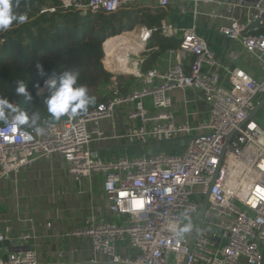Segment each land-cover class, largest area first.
<instances>
[{"label":"built area","instance_id":"obj_1","mask_svg":"<svg viewBox=\"0 0 264 264\" xmlns=\"http://www.w3.org/2000/svg\"><path fill=\"white\" fill-rule=\"evenodd\" d=\"M43 1L39 14L84 17L135 6L162 11L180 6L185 14L190 6L195 24L178 29L163 19L158 26L137 25L128 31L142 44L137 54L129 55L135 70L128 76L134 84L121 86L102 60L112 75L104 87L107 99L85 114L58 122L42 118L38 126L43 134L24 127L32 136L27 141L20 130L0 124V182L52 156L62 159L77 182L101 177L111 219L86 215L66 235L89 243L90 261L78 264H264V130L256 114L250 117L260 104L264 107V0ZM199 17L241 48L256 76L216 60L197 31ZM155 34L177 39L179 47L164 52V71L156 64L143 72L147 55L158 49H147ZM175 90L183 93L182 115L173 110ZM200 104L207 106V117L195 124L190 114H197ZM181 141L183 150L177 155L105 160L93 149L94 144L121 149ZM204 201L206 211L199 220ZM14 212L19 223H33ZM0 223L6 226L7 220ZM189 225L188 232L177 235ZM32 231L31 226L15 238L9 227L0 232V243L15 248L0 256V264H40L35 251L25 246Z\"/></svg>","mask_w":264,"mask_h":264},{"label":"trees","instance_id":"obj_2","mask_svg":"<svg viewBox=\"0 0 264 264\" xmlns=\"http://www.w3.org/2000/svg\"><path fill=\"white\" fill-rule=\"evenodd\" d=\"M52 2L55 5L58 3L57 0ZM12 4L17 15L26 14L28 19L22 24L14 22L10 30L0 32V98L8 99L29 117L33 113H39L40 119L53 122L58 121L51 119L45 103L50 94H37V90L45 86V81L56 79L58 82L64 71L78 72L77 86H85L88 95L95 98L94 103L78 115L85 114L107 99L104 87L112 75L102 64L104 42L123 32L132 31L137 25L148 28L158 26L165 18L162 10L137 6L124 8L110 15L100 13L84 17L73 12L59 11L39 14L43 0H12ZM153 47L158 49L151 52L145 61V72L153 68L159 55L170 49H178L179 41L155 34L147 49ZM37 64L42 66L43 76L38 72ZM122 78L134 79L117 76L118 83ZM18 80H23L26 84L27 91L32 96L31 101L16 94ZM3 122L0 121V124Z\"/></svg>","mask_w":264,"mask_h":264},{"label":"crops","instance_id":"obj_3","mask_svg":"<svg viewBox=\"0 0 264 264\" xmlns=\"http://www.w3.org/2000/svg\"><path fill=\"white\" fill-rule=\"evenodd\" d=\"M180 8V6L172 7L165 19L178 29L192 27L195 24L192 19V7L186 6L185 14L179 12ZM197 31L208 43L211 51L215 54L216 60L223 67H237L254 75V72L249 71L251 67H254L244 58L241 48L221 37L216 31L215 25L209 22L206 17L198 18ZM231 54L236 55V58L230 57ZM147 57L145 56V58ZM237 61L241 64L240 67L235 66ZM156 64L159 65L161 71L166 69L167 57L164 53L158 56L152 67ZM143 68L142 71L145 72ZM255 71L257 72L256 69ZM40 94L42 93L38 95ZM191 96L192 94L188 97ZM171 97L174 102V113L182 115V91H173ZM145 104H149V102L146 101ZM123 117V113L118 115V119ZM206 117L207 106L205 104L199 105L197 114H190V120L192 119L195 124L199 121L203 122ZM93 149L105 160L111 157L127 156L125 154L126 145H123L121 149H117L98 147L94 144ZM141 155L144 156L145 153L142 152ZM104 205L100 176L95 175L91 179H83L77 182L67 173L59 156L39 159L31 166L21 168L11 180L0 182V219L5 218L7 220L6 226L0 223V232L5 227H9L11 236L15 238L21 231L32 226L34 236L25 246L35 251L40 264L87 263L91 259L89 243L66 235L76 229L86 215H102L110 220L111 217L106 212ZM15 210L19 211L21 219L26 217L31 219L33 223H19L17 216L14 215ZM47 224H50V228H47ZM14 249L13 245L9 243H0V256L4 255L6 251H14ZM76 249L77 252H73Z\"/></svg>","mask_w":264,"mask_h":264},{"label":"clouds","instance_id":"obj_4","mask_svg":"<svg viewBox=\"0 0 264 264\" xmlns=\"http://www.w3.org/2000/svg\"><path fill=\"white\" fill-rule=\"evenodd\" d=\"M26 14L17 15L13 11L12 0H0V32L11 29L13 23L22 24L27 21ZM37 70L41 76L44 75L43 68L37 64ZM79 73L75 71H64L59 77V81L47 80L45 86L49 88L50 95L45 103L47 112L52 120L59 121L62 117H76L81 111H86L88 106L94 103L95 98L88 95V89L83 85H78ZM15 92L19 96L25 97L26 101H31L32 96L27 91V86L23 80L16 81ZM40 120L39 113H33L31 117L26 112L19 111L8 99L0 98V121H4L13 131L20 130L24 140L32 139L29 132L24 130V126L34 128L38 134H43L44 129L38 126ZM190 230V225L185 226L177 233L181 235Z\"/></svg>","mask_w":264,"mask_h":264},{"label":"rangeland","instance_id":"obj_5","mask_svg":"<svg viewBox=\"0 0 264 264\" xmlns=\"http://www.w3.org/2000/svg\"><path fill=\"white\" fill-rule=\"evenodd\" d=\"M169 10H171V9H169ZM168 12H169L168 10L167 11H164L165 18L168 15L167 14ZM165 18H164V20H166ZM134 37H136V36L135 35H130L129 37H127V39L125 41L129 42V40L134 39ZM159 37H161V36L159 35ZM150 41L148 42V44L150 43ZM127 42H126V44H127ZM131 59L132 60H136V56H131ZM235 66H239V67L241 66V64L239 63V61H237L235 63ZM249 71L250 72H254L253 73L254 75L257 74V72L255 71V69L252 68V67H251V69H249ZM125 74H129V73H125ZM125 76H128V75H125ZM128 77H131V76H128ZM50 80H53V79H50ZM134 82H135L134 79L122 78L120 80L119 84L121 86L122 85L128 86V85L134 84ZM47 89L48 88L46 86H44V87H42V88H40V89L37 90V94H39V93L45 94ZM255 118H256L259 126L264 130V107L261 108L256 113ZM182 150H183V143H182V141L181 142H171V143H159V144H153L151 146H140V147L134 146V147L127 148L126 149V153H125L127 156L123 155L124 157H120V158H128V159L139 158V157H142V155H141L142 152L145 153L144 156H146V157H149L150 155H153L154 156V155H158V154H162V153L163 154H167V155H177V154H180L182 152ZM111 155L114 156L112 153H111ZM103 157H107V156H103Z\"/></svg>","mask_w":264,"mask_h":264},{"label":"bare ground","instance_id":"obj_6","mask_svg":"<svg viewBox=\"0 0 264 264\" xmlns=\"http://www.w3.org/2000/svg\"><path fill=\"white\" fill-rule=\"evenodd\" d=\"M130 35L129 32H123L104 42L103 62L110 71L129 73L135 70V65H130L129 55L130 53L137 54L141 50L142 44L135 39H131L129 42L125 41Z\"/></svg>","mask_w":264,"mask_h":264},{"label":"water","instance_id":"obj_7","mask_svg":"<svg viewBox=\"0 0 264 264\" xmlns=\"http://www.w3.org/2000/svg\"><path fill=\"white\" fill-rule=\"evenodd\" d=\"M209 46V45H208ZM113 75L115 76H125V75H128V74H125L124 72H113ZM263 106V103L260 104L251 114L250 117H253L255 116V114L261 109V107ZM229 139V137H228ZM135 145H126L127 148H130V147H134ZM206 207H207V201H204L203 205H202V208H201V211H200V216H199V220H201L203 218V215L206 211Z\"/></svg>","mask_w":264,"mask_h":264}]
</instances>
